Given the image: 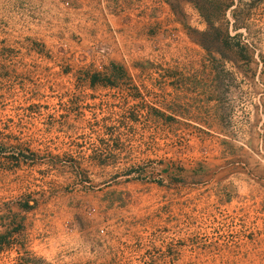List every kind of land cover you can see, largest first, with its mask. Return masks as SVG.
<instances>
[{"label":"rangeland","instance_id":"374dc122","mask_svg":"<svg viewBox=\"0 0 264 264\" xmlns=\"http://www.w3.org/2000/svg\"><path fill=\"white\" fill-rule=\"evenodd\" d=\"M78 3L0 0V264H264V0Z\"/></svg>","mask_w":264,"mask_h":264},{"label":"crops","instance_id":"0c3cea01","mask_svg":"<svg viewBox=\"0 0 264 264\" xmlns=\"http://www.w3.org/2000/svg\"><path fill=\"white\" fill-rule=\"evenodd\" d=\"M79 3L78 5H82V7L80 8V13L75 15V19L76 21L79 23V25L81 23H84V19H88L89 17L91 18H95L96 20H99L100 22V12L96 9L97 5H96V0H78ZM70 19H73L72 17ZM75 22V21H74ZM75 28V27H74ZM94 27H90V26H77L78 31L82 32L83 34H88V35H93V37H96L99 35L100 33V28L98 29H93ZM250 121L252 124H255L254 121H251L249 117H244V121L242 122V130L249 129V126H245L246 122ZM258 126H261V128H259V130H262V133H264V116H262V118H260V120L258 121ZM261 133V132H260ZM264 158V157H263Z\"/></svg>","mask_w":264,"mask_h":264},{"label":"built area","instance_id":"2783aa9c","mask_svg":"<svg viewBox=\"0 0 264 264\" xmlns=\"http://www.w3.org/2000/svg\"><path fill=\"white\" fill-rule=\"evenodd\" d=\"M83 71V70H82ZM88 73H90L89 71H88Z\"/></svg>","mask_w":264,"mask_h":264}]
</instances>
